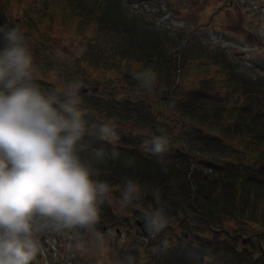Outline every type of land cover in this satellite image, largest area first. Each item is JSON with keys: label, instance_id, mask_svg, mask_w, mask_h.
Here are the masks:
<instances>
[{"label": "rangeland", "instance_id": "obj_1", "mask_svg": "<svg viewBox=\"0 0 264 264\" xmlns=\"http://www.w3.org/2000/svg\"><path fill=\"white\" fill-rule=\"evenodd\" d=\"M46 2L49 4H45ZM89 2L91 5V1ZM118 4L121 5V11L125 14L141 12L145 21L150 23L149 26H146L147 28L161 32L163 28L171 26V29L180 30L183 37L202 43L207 51H218L219 55L228 61L227 70L235 68L239 75L236 80L240 81V75H242L254 79V81L244 82L243 87L229 85L224 81L221 65L211 63L206 56L202 55L185 62L180 53H175V66L181 70L178 73L175 72L176 76L170 81L174 85L173 89L175 90L176 87L181 90L201 88L206 92L205 95L203 94L205 96L203 97L204 103L201 101L195 103L203 105L204 108L199 105V112L194 113V118L186 116L187 120L184 122L181 119L182 111L178 113L166 107L167 98H162V95L159 94L160 89L156 91L152 86L155 92L152 89L146 91L141 87L140 82L135 87L138 90L132 89L130 81L124 80L120 76L123 72L130 73L129 69L134 72L152 69L159 78V71L153 66H145L139 60V54L137 57H134V53L132 55V52L129 51L127 54L126 44L112 38H100L96 34L99 28L95 20H85L71 11H67L69 9L64 6V3L57 0H0V14L8 20L19 18L29 22L30 24L23 29L27 45L33 49L32 45H37V42L40 41L41 46L46 44L47 53L53 56V59L50 60L46 53L41 67H35L36 82L45 93L53 92L58 99H61L69 83L79 84L80 93L86 94L87 91V94L82 96V111L92 119L96 116L88 108V100L92 95H90V87L84 86L95 85L94 79L103 80L101 82L104 84L100 86H105L107 90L105 94L116 93V91L124 92L127 98H132L135 95L136 98L142 99L144 106L155 107L157 114L161 113L159 118L162 119L164 116L167 120L165 125L172 127L171 134L174 135L169 140V145H173L177 141V133L186 134L192 127L198 128L199 133L209 134L206 137L208 143L205 142V137H202L203 145L208 147L207 152L201 154L203 157L220 164L237 163L239 170L260 175L256 170L259 165L264 164V0H167L165 3L155 0V2L144 1L130 4L127 0H119ZM52 6H55L54 10H50ZM158 14H162L161 19L163 20L155 22L154 17ZM88 39L105 45L103 48L107 50V67L106 65L105 67L99 66L97 69L89 71L90 69L80 60L82 47L85 46ZM3 46L1 45L0 48ZM116 46L122 50L116 49ZM74 71H79L81 74L88 73V76L79 81L74 78ZM91 91L93 90L91 89ZM214 97L219 98L217 102ZM105 98L103 103L107 101L108 104L113 105L114 102H110L113 101L111 96H105ZM118 98L121 99V95ZM223 100L224 103L220 102ZM85 102L87 103L85 104ZM167 116L173 120L169 122ZM163 129V127L158 128L159 131ZM141 132L143 133V129ZM192 137L194 138V135L188 136V140ZM119 141L121 142L120 139ZM186 141L185 135H181L174 146L177 149L186 147L188 150L189 145L195 140L185 145ZM101 145V142L94 140L86 143L81 152L82 158L88 160V157H91L95 152L94 146L100 147ZM115 145H119L118 140ZM111 146L110 144L105 145L109 148ZM135 147L136 149H134ZM134 148L131 146L125 152H118L121 156L115 160L112 159L113 164L128 162L123 155L128 152L139 154L141 159L144 157L140 155L153 156L151 152L145 150L143 143L136 144ZM170 150L171 147L169 153H172ZM189 153L199 152L196 150V146H193ZM91 161L93 165H97L94 160ZM228 164L230 166V163ZM103 167L105 166H99L100 172L104 175L108 174L106 170H103ZM229 170L235 171L233 167ZM201 171H206V167L201 168ZM261 172L263 175L260 176L264 180V172ZM111 190L110 197L105 201L108 204L106 210L111 209L118 218L132 215L133 218H129L130 225L119 223L117 225L118 233H120L118 236L115 235L113 226H109L106 230H101L100 226H97L96 230L104 235L102 242L95 240L93 234L84 229L75 232H55V236H51L50 241L46 239L49 243L48 247H44L46 249L43 254L38 255L33 264H129L134 259L135 264H148L147 259L150 254L144 253V251L154 248L153 241L151 242L154 237L157 238L156 241H159V245L162 242L169 245L172 239L173 244L170 250L175 254L183 253L188 256L191 251L190 245L200 246L201 253L205 254L208 251L206 246L208 240H210L211 246L218 247L221 245L219 240L221 238L215 236L229 237L228 233L235 234L236 232L234 248L242 254L240 256L241 264L244 261L241 259L243 255L249 254L244 248L264 244L262 240L257 244L256 237L253 236V233L264 228L261 226L264 223L260 218L261 212L264 214V209L259 211L261 207H264V198L249 197V200L259 208L251 214V220L247 219L248 208H246L244 211L247 214L244 222L240 223L235 219L228 218L222 224L226 233L224 231H222L223 233L217 232V234L206 232L204 233L206 239H204L205 237L198 239L193 231L200 223L195 219L191 222L190 220L184 221L182 218L179 219L180 222L176 221V218L173 219L175 222L170 225L173 232L164 229L156 235L149 233L141 235L140 232L143 229L140 230L142 223L141 215L138 214L142 208L140 203L133 202L128 207H121L122 189L114 186ZM134 221H138L139 224ZM192 224L195 227L190 231ZM240 229L245 230V235L243 234L241 239ZM181 231L185 232V235L188 234L187 239L186 236L180 235ZM148 242L150 244L145 247ZM250 254L256 257L257 253L251 252ZM251 263L259 264L260 260H254Z\"/></svg>", "mask_w": 264, "mask_h": 264}, {"label": "trees", "instance_id": "obj_2", "mask_svg": "<svg viewBox=\"0 0 264 264\" xmlns=\"http://www.w3.org/2000/svg\"><path fill=\"white\" fill-rule=\"evenodd\" d=\"M57 1L62 2V4L64 3V6L69 9L67 11H71L73 14L85 20H95L99 28L96 34L99 35L100 38H112L126 44L127 54L128 51L132 52V55L134 53V57H137L139 54V60L142 61L145 66L150 65L153 66L154 69H157L159 71V78L156 79L153 88H155L156 91L160 89L159 94L162 95V98H167L166 107L178 113H180V111L183 112L181 119L184 122L187 120L186 116H191L193 119L194 113L196 111L199 112L198 107L200 104L195 103L198 101L204 103L203 97H205L204 95L206 92L201 88L181 90L179 87H176L175 90L173 89L174 85L173 83L171 84L170 81L176 76L174 73H178L181 70L178 66H175V53H180L185 62L202 55L203 57L206 56L211 63L221 65L224 81L227 84L233 86L237 85L239 87L244 86V82H242L241 78L240 81L236 80L239 75H237L238 73L235 68L227 70L228 61L227 59L224 60L221 55H219L218 51H207L202 43H198L195 40L191 41V39L183 37L180 30L171 29V26L163 28L161 32H156L147 28L146 26H149L150 23L145 21L142 17L143 14L141 12L136 14H125L121 11V5L118 4L119 0ZM89 1H91V5H89ZM128 1L130 2V0ZM45 4L49 3L46 2ZM54 7L55 6H52L50 10H54ZM28 24L30 23L22 21L19 18L8 20V18H4V16L0 14V26L13 27L18 25L23 30ZM1 45H4L2 36H0V46ZM103 46L105 45L88 39L85 46L82 47L83 51L80 55V60L90 69L89 71L97 69L99 66L105 67L106 65L107 67V50L103 48ZM32 48L31 51L34 57L35 67L40 68L48 49L46 48V44L41 46L40 41L37 42V45H32ZM115 48L120 49L117 46ZM47 55L50 57V60L53 59V56L48 53ZM175 67L177 68L175 69ZM128 71H130V73L123 72L120 76L124 80L130 81L129 84H131L132 89H137L135 87L139 85V81L133 78V73L135 72L130 69ZM87 76L88 73L81 74L79 71H74V78L79 81L82 80V78H87ZM101 81L103 80L94 79L93 82H95V85L84 86L86 88L90 87V95H92V97L88 100V108L92 114H96L97 117L95 116V118L91 119L86 116L85 112L83 113L90 127H95L101 123L113 124L121 140L120 142L118 139L119 145H115L118 152H125L131 146L134 148L136 144L143 143L144 140L154 135L167 134L169 140L171 139L172 135H174L171 134L172 127L165 125V121L167 122V120H165L164 116L162 119L159 118L161 113L159 112L157 114L155 107L144 106L142 99L136 98L135 95L132 98H127L124 92L118 93V91L114 90L116 93L105 94L107 90L105 86H100L104 84ZM247 83H249V81H247ZM153 88L152 90L155 92ZM91 89L93 91H91ZM170 89L172 90L169 91ZM86 94L81 93V96ZM119 95H121V99L118 98ZM105 96H111L113 101L110 102H114L113 105L108 104L107 101L103 103L106 99ZM214 98L216 102L219 99L218 97ZM100 101L103 104H101ZM220 102L224 103V100ZM86 103L87 102H85V104ZM200 107L204 108L203 105H200ZM167 119L169 122L173 120L169 116H167ZM159 127H163L164 129L159 131ZM142 129L143 133L141 132ZM198 130V128L192 127L186 134H181V132L176 134L178 135V137H176L177 141L181 135H185V139L187 140L185 145H187V143L189 144L191 141H195L189 145L188 150H186V147L177 149L176 146H174L177 141L173 145H169L172 153L168 152L164 156L163 166L167 171L163 170L162 165L158 162L159 158L153 154V156L149 154L140 155L144 157L141 159L138 156L139 154L128 152L127 154H123L125 159L128 160V162L124 164L117 162L113 164L111 158L102 162L96 161L94 154L88 157V160H94L97 164L93 165L94 168L97 167V170H99V166H105L103 170H106L108 174L104 175L99 170L98 179L106 181L111 188L117 186L122 189L126 179H132L140 185L141 192L139 198L134 202L140 203L142 207L138 214L141 215L140 221L142 223L143 235L148 234L144 227V213L155 211L160 207L164 208L166 214L170 218V224L165 228L169 229L170 232H173L170 229V225L175 222L173 220L174 218H176L178 222H180V218L184 221L190 220L191 222H193L194 219L197 220L201 225L198 224L196 226L197 229L193 231V234L198 239L205 237L204 233L206 232L216 234L217 232H225L222 224L228 218L235 219L240 223L244 222L246 218L245 215L247 214L245 213L246 208L249 209H247L248 220H251L250 216L255 212V209H259L256 204L249 200V197L252 196L253 199L264 198V180L260 176L263 175V173L261 171L258 172V170L256 171L260 175H255L254 172L245 173L242 169H238L239 165L237 163L225 162L220 164L207 160L206 157L201 155L205 154L208 148L206 145H203L204 142L202 137H205L204 140L208 143V138L206 137L209 136V134L198 133ZM190 132H194L195 134H190ZM192 135H194V138L192 137L188 140V136ZM91 140L104 144L98 137L88 135L85 137V145ZM193 146H196V150L199 153H189V150H191ZM94 147L98 148L97 146ZM134 149H136V147ZM228 163H230V166ZM204 167H206V171H201V168ZM232 167L235 169L233 172L229 170ZM177 206H179V208H177ZM263 209L264 207H261L259 211ZM110 213H112L111 216L113 217L114 213L112 210ZM105 214H108L107 211L101 209L102 219L105 218ZM260 218L264 223V214H262V212ZM261 226H264V224H261ZM194 227L195 226L192 224L190 226V231H192ZM236 233H228L229 237L223 235V237L215 236V234H213L215 237L221 238L219 239L221 245L213 247L211 246L210 240H208L206 246L209 252L207 251L205 254L201 253L200 246L196 244L190 245L191 251L188 253V256L183 253L180 255H178V253L175 254L170 250L173 244L172 239L169 245H165L163 242L159 245V241H156L157 238L155 237L151 240V242L153 241L152 244L154 248L146 250L144 253L150 254L147 259L148 264H240V256L242 254L239 253V250L234 248V242H236L234 240H236L237 237ZM243 234L245 235V230L240 229V239L244 236ZM253 236L256 237L257 244H259L261 240L264 241V228L253 233ZM204 239H206V237ZM148 244L150 243L148 242L145 247L148 246ZM259 245L251 248H244L249 254L247 257L244 256L245 254L242 252L244 255L241 259L244 261H242L241 264H254L251 263V261L254 260H260V263L264 264V244L262 246ZM141 246L144 247V245ZM219 248H221L220 251H218ZM251 252H256V257H253L250 254ZM135 263L136 261L134 259L129 264Z\"/></svg>", "mask_w": 264, "mask_h": 264}, {"label": "clouds", "instance_id": "obj_3", "mask_svg": "<svg viewBox=\"0 0 264 264\" xmlns=\"http://www.w3.org/2000/svg\"><path fill=\"white\" fill-rule=\"evenodd\" d=\"M0 36V264H33L43 254L39 237L45 232L84 229L103 241L96 228L112 190L81 152L85 137L94 135L104 142L95 149V160H115L118 134L108 123L88 125L79 84L69 83L62 99L42 91L33 53L18 25L0 26ZM133 78L151 91L157 76L145 69ZM143 145L167 171L168 135H154ZM140 192L137 182L126 179L121 207L130 206ZM143 221L151 235L170 224L163 207L144 213Z\"/></svg>", "mask_w": 264, "mask_h": 264}, {"label": "flooded vegetation", "instance_id": "obj_4", "mask_svg": "<svg viewBox=\"0 0 264 264\" xmlns=\"http://www.w3.org/2000/svg\"><path fill=\"white\" fill-rule=\"evenodd\" d=\"M111 214H112V213H109V212H108L107 215H104V217H105L104 220L107 221L108 224H111V225H109V226L115 225V224L117 223V221H118L117 217H116V216H115V217H112ZM121 220L125 221L128 225H130V223H129V218H128V217H125V218H123V219H121ZM101 221H102V220H101V218H100V221H99V223H98L97 226H100V229H101V230H106V229H108V228H109L108 224L104 223L102 226L100 225V222H101ZM54 234H55V232H45V233L41 234V236H40L39 238H40V240H41V244H42V246H43V249H46V248H44V247H48V244H49V243L47 242V240L50 241L51 236H55ZM48 238H49V239H48ZM46 239H47V240H46ZM49 250H51V249L49 248Z\"/></svg>", "mask_w": 264, "mask_h": 264}, {"label": "water", "instance_id": "obj_5", "mask_svg": "<svg viewBox=\"0 0 264 264\" xmlns=\"http://www.w3.org/2000/svg\"><path fill=\"white\" fill-rule=\"evenodd\" d=\"M263 115H264V112H263ZM259 169L264 170V164L261 165V166L259 167ZM136 223H138V222L136 221ZM180 235L184 237V236H185V233H184V232H180Z\"/></svg>", "mask_w": 264, "mask_h": 264}]
</instances>
